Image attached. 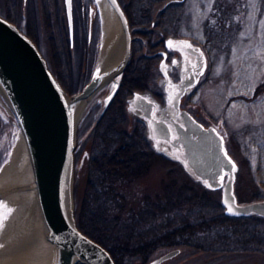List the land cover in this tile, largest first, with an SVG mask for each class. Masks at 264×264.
<instances>
[{
	"label": "water",
	"instance_id": "95a60500",
	"mask_svg": "<svg viewBox=\"0 0 264 264\" xmlns=\"http://www.w3.org/2000/svg\"><path fill=\"white\" fill-rule=\"evenodd\" d=\"M96 3L101 19L98 58L89 79L74 92L63 85L36 41L0 13V97L25 137L34 170L38 227L31 239L34 249L27 264H117L103 244L79 227L75 203V151L80 120L94 97L106 87L101 115L109 107L131 61L135 39L120 0H96ZM65 5L72 42V0H65ZM169 41L187 51L185 72L180 80L169 74L165 59L160 64L166 101L174 109V115L168 114L170 122L156 115L161 103L148 90H134L128 98V109L148 121L155 145L159 141L169 142L170 150L156 145L161 152L180 161L207 188L221 189L226 214L264 216V199L238 201L235 193L238 164L228 152L222 132L181 108L183 95L193 90L206 70V54L189 39L169 36L168 47ZM6 194V189H0V201ZM229 205L233 212H229ZM177 252L178 249L170 250L153 263Z\"/></svg>",
	"mask_w": 264,
	"mask_h": 264
},
{
	"label": "rangeland",
	"instance_id": "374dc122",
	"mask_svg": "<svg viewBox=\"0 0 264 264\" xmlns=\"http://www.w3.org/2000/svg\"><path fill=\"white\" fill-rule=\"evenodd\" d=\"M26 1L28 3L25 12L28 15V22L31 23L37 10V18L40 23L36 26L33 21L31 24L38 35L37 43L40 49L48 59L50 66L54 67L52 49L60 39L57 34L52 35L49 28L54 26V31L57 32L54 23H62L68 33L65 0ZM80 1L86 5L96 4V0H74V7L78 10L81 8ZM168 1L170 2L164 6ZM6 2V0H0V8L3 10ZM215 2L216 0H166L155 7L154 16L157 17L160 12L166 9L163 21L167 23L168 28H165L168 33H182L206 45L205 21L210 16ZM246 5L243 18L238 19V17L235 20H240V27L231 47L228 50H220L215 48L212 43L210 46H206L209 59L206 72L194 91L187 97V99L189 98L187 105L198 112L206 123L216 125L225 134L227 150L238 164L235 193L241 203L264 199V0H246ZM161 7L163 8L161 9ZM23 27L26 29V24H23ZM142 28L143 25L135 24L132 29L136 32L137 29ZM97 41L99 42V39ZM72 44V68L77 90L85 84L91 75V70L98 58L99 43L96 44L92 67L86 72L81 70L86 59L85 47H81L80 44L75 45V41ZM137 45L140 46L139 43ZM142 48L141 52L137 51V59L141 53H145V47ZM160 58L154 60L155 65ZM151 65L142 61L143 71L146 74L144 83L148 82L149 91L157 92L161 90L159 79H163L162 73L156 70L155 65L150 67ZM106 92L107 88H104L94 97L84 112L78 127L75 151L76 173L78 166L83 165L84 168L79 171L78 177L75 176L76 215L79 212L84 192L87 171L86 157L91 147L96 123L102 116V100ZM128 115L130 118H126L123 125L131 128V118L139 116L130 110ZM19 129L17 120L9 113L0 97V168L9 159ZM146 136L152 149L160 157L156 156L155 160H151L154 163L145 175L124 185V201L126 202L123 203V206L126 203V209L122 212L123 215H128L129 212L131 214L132 210L133 214L139 213L141 207L147 204L148 198L153 201H161L162 207L166 203L171 205V198H180L183 207L188 195L183 193L185 190L182 187L190 186L201 192L200 190L204 186L203 183L195 180L181 162L169 157L166 152H161L150 137L147 128ZM206 189L212 192L210 193L211 203L220 202L225 210L221 200V189ZM168 199H170L169 202ZM1 202L0 204H2ZM9 209H13V206L10 208L9 206L6 208L0 206V227L5 225V221L9 217ZM158 210L156 214L151 213V215L171 214L170 211L163 208ZM157 216L159 217V215ZM166 223L157 221L151 224L147 231L161 229ZM211 249L185 247L176 258L166 264H264L262 252Z\"/></svg>",
	"mask_w": 264,
	"mask_h": 264
},
{
	"label": "trees",
	"instance_id": "16d2710c",
	"mask_svg": "<svg viewBox=\"0 0 264 264\" xmlns=\"http://www.w3.org/2000/svg\"><path fill=\"white\" fill-rule=\"evenodd\" d=\"M126 8L131 27L143 25L134 33L143 36L144 43L133 42L131 61L123 74L120 88L101 118L97 121L90 150L87 154L86 180L77 213L79 227L89 236L103 244L113 255L117 264H136L133 259L148 257L159 251V242L165 245L191 244L196 248H212L211 250H246L264 254V217L253 215H229L220 202L211 203L212 193L202 186V190L182 187L187 194L185 205L180 198H171V205L162 207L161 201L148 198L140 211L149 214L123 215L126 209L124 185L145 175L154 163L156 153L146 136V124L139 117L131 118V128L123 125L130 118L126 98L136 90L149 88L142 61L153 65L154 58L140 54L145 44L158 42L159 35L168 30L165 23L158 22L165 16V11L154 16L155 7L166 0H120ZM246 0H216L210 16L205 21L207 41L215 48L228 50L236 38L246 9ZM32 17L36 26L40 23L37 16ZM242 21V20H241ZM50 27V33L57 34L60 39L53 46V62L51 66L69 92H74L75 77L73 72L72 51L69 34L63 24ZM59 25V26H57ZM153 26L152 30L149 28ZM166 27V28H165ZM38 28V27H37ZM26 32L37 42L36 31L26 28ZM140 44L138 46L137 44ZM224 48H221L223 47ZM152 65L150 67H152ZM81 89V88H80ZM160 157V156H159ZM82 166L77 168V177ZM166 209L171 214L151 215L158 209ZM163 212V211H162ZM162 219V220H161ZM154 222H151V221ZM157 221L167 222L161 229L147 231ZM156 233V234H155ZM153 234V236H152ZM158 247H157V246ZM155 246V247H153ZM214 248V249H213Z\"/></svg>",
	"mask_w": 264,
	"mask_h": 264
},
{
	"label": "flooded vegetation",
	"instance_id": "af4514ba",
	"mask_svg": "<svg viewBox=\"0 0 264 264\" xmlns=\"http://www.w3.org/2000/svg\"><path fill=\"white\" fill-rule=\"evenodd\" d=\"M6 1L7 2L5 5V9L3 10L2 8H0V13L2 15L6 16L8 19L15 22L23 30L26 31V29H24V27H23V24H26L27 28H30L32 31H35V28L31 24L32 22L31 23L28 22L29 21L28 15H27V12H25L26 4L28 2L26 0H21L19 2H18V0H6ZM72 3H73V19H74L73 43L75 41V45L80 44L81 47H83V46L85 47L86 59L81 66V70H82V72H86L88 69H91L90 67H92V63H93L92 60H93L94 54L96 52V44L99 43V45H100V39H101L100 14H99V10L97 8V3L96 4L90 3L89 5H86L83 1H80L81 8L79 10L74 7V0H72ZM65 8H66V5H65ZM164 10H166V9H164ZM66 19H67V31H68V34L70 37L67 13H66ZM163 19L164 18H162V20L160 19L158 24L163 25L165 23L166 27L168 28L167 23L164 22ZM152 28H153V26H151L149 29L152 30ZM175 33L170 32L164 36L161 34V35H159L158 42L154 43L153 45L150 44V46H149V44H145V46H144L145 47V51H144L145 53H143V54H146L147 56L154 58V60L161 57L159 59V61H157L156 65H155V63L153 64V66L154 65L156 66V70H158V71H161L160 70V64H161L162 60L165 59L167 64H168L169 74L173 77L174 80H180L181 73L185 72L186 62H185L184 54L187 51L177 47L176 45H174V43H172V45L170 47H168L166 44V39L169 36H172L174 38H186V39H189L190 41H192L193 44L199 45L201 47V49L204 51V53L206 54L207 65H208L209 59H208V50L206 49V46H210L211 44H210V42L207 41L206 45H203V44L195 41L193 38H191L189 36L183 35L182 33H177V34H175ZM133 34L135 36V39L133 40V42H135L137 40L139 42H143V43L145 42L143 39V36L141 34L134 33V32H133ZM97 39H99V42L97 41ZM98 52H99V50H98ZM164 52L166 54H164ZM96 61H97V59H96ZM96 61H95V63H96ZM195 61H196V59L194 58L193 65L196 63ZM193 65H192V67H193ZM196 65L197 64H195V66ZM93 69H94V66H93ZM93 69L91 70V73H92ZM206 69H207V66H206ZM205 72H206V70H205ZM205 72L201 75L199 82L203 78ZM162 78H163V74H162ZM159 80H160V84H161V90L160 91L153 92V91H149V89H145V90H148L151 93V95L154 98H156L158 101H160V103H161L160 107L156 108V115L159 117H164L166 120H168L170 122V120L168 119V114L174 115V109L166 101V97L168 95L164 91L163 83H162L163 80H161V79H159ZM199 82H198V84H199ZM196 86L193 88V90L190 93L183 95L182 101H181V108L188 110L198 121L202 122L203 124L210 125L212 123H206L201 118V116L198 114V112L194 111L189 105H187V100L189 99V98L187 99V97L194 91ZM106 88H108V87H106ZM128 98H129V96L126 98L127 104H128ZM141 119H142V121L145 122L147 130L149 131L150 128L148 125V121L144 118H141ZM172 126H173V124H172ZM217 128L219 129V127H217ZM173 131H175L174 127H173ZM224 136H225V134H224ZM156 145L159 148H162L165 150L171 149L169 142L167 140L159 141V142H157ZM139 213H141L143 215L149 214L146 211H140ZM150 213H152V212H150ZM156 213L157 212H153L152 214H156ZM158 246H160L159 251L154 252L153 254H150L148 257H146V255H145V256H141V257H138L136 259H133L134 263H136V264H166L169 261L176 258L180 254V252L183 248L188 247V246L191 247L193 245H191V244L190 245L189 244L165 245L163 242H159ZM153 247H155V246H153ZM173 249H178V252L175 255H173L172 257L165 259L159 263H153L158 257H160L164 253H166L170 250H173ZM158 253H160V254H158Z\"/></svg>",
	"mask_w": 264,
	"mask_h": 264
},
{
	"label": "bare ground",
	"instance_id": "6f19581e",
	"mask_svg": "<svg viewBox=\"0 0 264 264\" xmlns=\"http://www.w3.org/2000/svg\"><path fill=\"white\" fill-rule=\"evenodd\" d=\"M102 12L105 16L103 4ZM34 183L33 165L19 129L9 159L0 168V189L7 191L2 204L13 206L5 225L0 227V264H27L33 253L31 239L38 227Z\"/></svg>",
	"mask_w": 264,
	"mask_h": 264
},
{
	"label": "snow or ice",
	"instance_id": "6c2138e0",
	"mask_svg": "<svg viewBox=\"0 0 264 264\" xmlns=\"http://www.w3.org/2000/svg\"><path fill=\"white\" fill-rule=\"evenodd\" d=\"M169 45H170V46L172 45V42H171V41H169ZM187 46H188V47H191L190 45H187ZM0 206L6 208V205H2V204H0ZM228 210H229V212H233V208L231 207V205L228 206ZM8 211L10 212L11 210L9 209ZM5 218H6V217H5Z\"/></svg>",
	"mask_w": 264,
	"mask_h": 264
}]
</instances>
